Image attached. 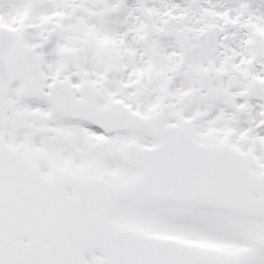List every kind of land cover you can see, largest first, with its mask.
<instances>
[{"label":"snow or ice","instance_id":"snow-or-ice-1","mask_svg":"<svg viewBox=\"0 0 264 264\" xmlns=\"http://www.w3.org/2000/svg\"><path fill=\"white\" fill-rule=\"evenodd\" d=\"M0 264H264V0H0Z\"/></svg>","mask_w":264,"mask_h":264}]
</instances>
